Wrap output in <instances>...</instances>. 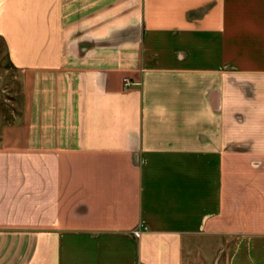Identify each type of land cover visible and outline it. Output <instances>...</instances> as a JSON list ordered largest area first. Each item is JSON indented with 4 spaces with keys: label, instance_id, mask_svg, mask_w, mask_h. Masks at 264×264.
<instances>
[{
    "label": "crops",
    "instance_id": "1",
    "mask_svg": "<svg viewBox=\"0 0 264 264\" xmlns=\"http://www.w3.org/2000/svg\"><path fill=\"white\" fill-rule=\"evenodd\" d=\"M0 36V264H264V0H0Z\"/></svg>",
    "mask_w": 264,
    "mask_h": 264
},
{
    "label": "rangeland",
    "instance_id": "2",
    "mask_svg": "<svg viewBox=\"0 0 264 264\" xmlns=\"http://www.w3.org/2000/svg\"><path fill=\"white\" fill-rule=\"evenodd\" d=\"M22 77L10 59L7 43L0 36V131L13 121L21 108Z\"/></svg>",
    "mask_w": 264,
    "mask_h": 264
},
{
    "label": "built area",
    "instance_id": "3",
    "mask_svg": "<svg viewBox=\"0 0 264 264\" xmlns=\"http://www.w3.org/2000/svg\"><path fill=\"white\" fill-rule=\"evenodd\" d=\"M124 83H125V84H128V83H130V80H129L128 78H124ZM136 234H138L137 231H136Z\"/></svg>",
    "mask_w": 264,
    "mask_h": 264
}]
</instances>
